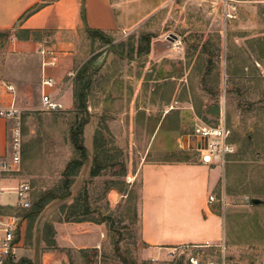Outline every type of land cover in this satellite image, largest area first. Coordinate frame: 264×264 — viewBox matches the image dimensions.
Returning <instances> with one entry per match:
<instances>
[{"label": "rangeland", "instance_id": "374dc122", "mask_svg": "<svg viewBox=\"0 0 264 264\" xmlns=\"http://www.w3.org/2000/svg\"><path fill=\"white\" fill-rule=\"evenodd\" d=\"M112 3L119 29L107 36L114 51L90 78L89 68L98 66L109 42L88 37L84 32L77 36L74 77H65L58 88L59 92L71 89V109L44 110L36 79L24 81L22 92L17 95L21 168L13 176L17 184L30 185L31 206L40 194L57 190L67 163L81 158L71 142L72 130L84 123L80 138L85 144L86 136L91 134L93 142L88 148L89 157L84 159L71 186V197L62 202L52 201L36 218L31 233H26L17 251L16 262L11 264H154L140 242L138 169L150 143L148 126L158 116L156 103L161 100L163 107L168 98L176 109L183 110L187 105L183 99L190 98L222 108L230 141L236 148L235 155L224 165L227 255L236 264H264V40L260 39L264 38V23H253L256 27L250 31L252 22L248 15L240 13L236 19L225 21L220 10L213 11L209 1ZM45 37L46 34L44 41L50 43ZM173 37L182 42L177 48L171 46ZM236 37L240 41H235ZM92 54L95 55L85 60ZM26 64L22 55L1 46L0 79L15 77L14 68ZM80 71L82 79L78 78ZM89 80L86 101L83 84ZM80 88L83 94H79ZM147 114L152 116L149 120ZM96 136L103 144L106 162L100 176L92 179L89 170ZM181 150L180 144L173 159H182ZM169 155L162 154L160 158ZM145 159L152 161L159 156L151 149ZM84 186L91 210L87 218H106L97 225L96 242L78 244L72 238L74 235L69 238L63 233L58 236L59 245L55 241V247L48 246L44 241L45 225L50 223L54 228L63 221L65 206L80 195ZM111 190L118 195L109 196ZM4 194L17 202L15 192ZM246 198L251 201L245 202ZM253 199L260 203L254 204ZM14 212L22 217L28 211L16 208ZM37 228L41 231L38 237ZM84 233L83 230L78 234ZM56 234L55 231L54 240ZM210 251L207 255H211Z\"/></svg>", "mask_w": 264, "mask_h": 264}, {"label": "crops", "instance_id": "0c3cea01", "mask_svg": "<svg viewBox=\"0 0 264 264\" xmlns=\"http://www.w3.org/2000/svg\"><path fill=\"white\" fill-rule=\"evenodd\" d=\"M84 1L88 28L100 33L101 36L84 30L83 0H0V48L4 44L8 51L22 55L27 60L24 67L14 68L17 71L15 77L9 75L0 79V107L19 108L17 95L22 92L24 81L36 79L41 85L42 58L38 50L46 47L56 49L62 54L58 66L46 70V73L57 82V87L51 91L52 96L62 104V109H71L73 106L71 89L67 87L62 92H59V89L65 77L74 74L72 66L76 54L77 36L84 32L88 34V37L95 36L106 40V37L109 38L107 35L115 34L119 29L114 3H112L114 0ZM197 1H202L204 4H209V1L213 5V11L218 13L220 10L221 17L225 11H231L232 8H235L236 18L240 13L248 15L249 22H252L249 23L250 31L258 22L264 23V0H229L226 6L220 0ZM230 29L229 26V31ZM44 34L49 38L50 43L44 41ZM261 37H264V34ZM251 38L257 39L253 35ZM235 39L240 41L238 37ZM260 39L264 40V38ZM94 55H88L85 60ZM167 101L163 107H160L161 100L156 103L158 109L155 111H158V116L153 119L152 124L147 125L151 130L150 143L138 169L140 242L150 258L163 257L164 253L159 252V249L201 245L205 242L226 243L224 215L227 194L223 185L224 166L220 163L203 164L199 160L197 148L202 141L193 134L197 126L227 128L223 110L219 104H201L199 99L194 101H191V98L183 99L182 102L187 104L183 106V110L174 108L169 98ZM149 117L152 116L148 115V120ZM13 123L12 120L0 118V163L3 160H10V131ZM185 139L188 140L187 145ZM85 141L83 145L86 150L85 159H87L89 145L92 146L93 142L92 135L86 136ZM229 142L234 145L230 138ZM180 144L183 149L180 153L182 159H173L172 155H176ZM151 149L158 154L159 159L146 161L145 158ZM94 152L93 158L96 154L95 145ZM168 153L169 157L160 158V155ZM233 155H229L227 159ZM13 175L14 173L0 174V219L15 214L14 210L19 209L18 200L12 202L4 194L7 191L14 192L17 186L22 184H17ZM85 188L87 187L84 186L82 192ZM114 193L117 194V191L111 190L109 196ZM210 196L216 198V202L211 205L208 202ZM29 201L30 208L19 210L29 212L32 207L30 195ZM62 201L64 200L57 199V202ZM72 203L73 200L68 206ZM34 221L21 217L16 236L18 250L24 242L26 233L28 234L30 224L32 225ZM59 223L56 227L54 226L57 233L55 241L58 245V236L63 233L69 238L74 235L75 237L72 238L78 244L92 245L96 242L98 224L91 221L66 222L64 219ZM83 230L85 233L82 236L79 235L78 233ZM40 234L41 231L37 228L36 236Z\"/></svg>", "mask_w": 264, "mask_h": 264}, {"label": "built area", "instance_id": "2783aa9c", "mask_svg": "<svg viewBox=\"0 0 264 264\" xmlns=\"http://www.w3.org/2000/svg\"><path fill=\"white\" fill-rule=\"evenodd\" d=\"M225 6L229 0H220ZM236 18L235 8L231 11L224 12V19L233 20ZM182 44L179 37L171 38L172 48H177ZM38 54L42 58V72L41 80V105L44 110L53 112L63 108L62 104L55 100L52 96V90L57 87L56 80L46 73L47 69H54L60 63L62 54L60 51L52 48H41ZM71 78L74 74L70 75ZM20 117V110L11 106L9 108L0 107V118L12 120L15 126L10 131V160H3L0 163L1 173H17L21 168V134L18 127V120ZM193 134L199 138L202 143L197 148L199 160L203 164L220 163L225 165L229 155L235 153V147L229 142L230 131L225 126H197L194 128ZM30 185L28 183L20 184L14 192L18 197V207L20 210L30 208ZM251 200L246 198L245 202L249 203ZM209 204L216 202L214 196H210ZM224 204V203H223ZM21 216L12 214L5 219H0V264H10L16 260L18 245H17V231ZM211 250V251H210ZM211 253L207 255L206 252ZM163 252V257L157 256L150 258L154 264H236L227 255L225 242L219 244H212L205 242L201 245L194 246H180L168 249H159ZM205 253V255H201Z\"/></svg>", "mask_w": 264, "mask_h": 264}, {"label": "trees", "instance_id": "16d2710c", "mask_svg": "<svg viewBox=\"0 0 264 264\" xmlns=\"http://www.w3.org/2000/svg\"><path fill=\"white\" fill-rule=\"evenodd\" d=\"M98 33L94 34L97 35ZM101 36V34H98ZM147 50H149V44L147 46ZM78 78L82 79L83 71H80L78 73ZM90 82L83 84V88H89ZM81 91V92H80ZM79 94H83L82 90L80 88ZM83 110H85V106L83 103L80 105ZM83 124L79 125L77 127V130H72L71 132V142L80 153L81 158L80 159H72L70 162H68L67 166L65 167L63 173H62V181L61 185L57 190H49L45 191L44 193L40 194L37 199L34 201L31 209L29 212L25 214L26 217L29 218L32 221L35 220V218L42 212V210L52 201L54 200H65L71 195L70 188L74 182L75 177L78 176L80 169L82 168L84 164V159L86 158V150L83 145V141L80 138V135L82 134V128ZM94 145L96 148V154L93 158V164L90 170V177L96 178L100 176L102 170L105 169L104 163L106 162V157L104 158V151H103V144L98 136L95 137ZM66 213L64 221L66 222H84V221H91L96 224H102L106 220V218H102L98 221L89 220L87 216L91 213L90 210V204H89V196L87 188L83 190L82 193H80L79 196L75 198L73 203L69 206H65ZM32 225L30 224V227L28 228V233H30ZM45 237L44 241L47 243L48 246L55 247L56 243L53 238V235L55 233L54 228L52 224H46L45 225Z\"/></svg>", "mask_w": 264, "mask_h": 264}, {"label": "water", "instance_id": "95a60500", "mask_svg": "<svg viewBox=\"0 0 264 264\" xmlns=\"http://www.w3.org/2000/svg\"><path fill=\"white\" fill-rule=\"evenodd\" d=\"M82 16H83V17H82V20H83V24H84V30H85L87 33H91V34H93V33H98V32H96L95 30H91V29L88 28V25H87V23H86V19H85V1H84V0H83V7H82ZM106 39L109 41V47H108V49L106 50V52L104 53V55H103V57L101 58V60L99 61L98 66H93V67L89 68L88 78H90V74H91L92 72L97 71V70H99L100 68L103 67V65L105 64V62H106V60H107L108 55L110 54V52L114 51V48H113V46H112V45H113L112 40H111L110 38H107V37H106ZM89 82H90V80H89ZM84 95H85V99H86V101H87V88H85V90H84ZM199 147H200V146H199ZM252 202H253L254 204H258V203H260V200L253 199Z\"/></svg>", "mask_w": 264, "mask_h": 264}]
</instances>
